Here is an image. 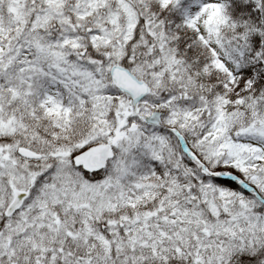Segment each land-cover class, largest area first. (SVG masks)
I'll list each match as a JSON object with an SVG mask.
<instances>
[{
  "label": "snow or ice",
  "instance_id": "obj_1",
  "mask_svg": "<svg viewBox=\"0 0 264 264\" xmlns=\"http://www.w3.org/2000/svg\"><path fill=\"white\" fill-rule=\"evenodd\" d=\"M0 264H264V0H0Z\"/></svg>",
  "mask_w": 264,
  "mask_h": 264
}]
</instances>
